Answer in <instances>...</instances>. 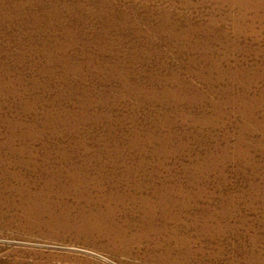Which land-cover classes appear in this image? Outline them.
<instances>
[{"label": "rangeland", "instance_id": "rangeland-1", "mask_svg": "<svg viewBox=\"0 0 264 264\" xmlns=\"http://www.w3.org/2000/svg\"><path fill=\"white\" fill-rule=\"evenodd\" d=\"M0 264H264V0H0Z\"/></svg>", "mask_w": 264, "mask_h": 264}]
</instances>
